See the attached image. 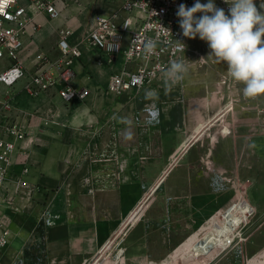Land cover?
Listing matches in <instances>:
<instances>
[{"label": "crops", "instance_id": "obj_1", "mask_svg": "<svg viewBox=\"0 0 264 264\" xmlns=\"http://www.w3.org/2000/svg\"><path fill=\"white\" fill-rule=\"evenodd\" d=\"M121 2L99 0L96 8L110 12ZM38 22V31L26 34L19 53L26 76L10 88L0 84V101L12 108L9 121L26 133L0 188V221L12 234L9 246L0 250V264H104L109 256L130 264L167 258L199 221L187 205H177L178 214L169 209L175 203L171 199L184 198L192 206L200 198L197 184L182 175L199 155V132L211 111L206 86L183 80L166 92L163 73L139 92L113 94L108 84L123 67L122 59L91 48L82 34L70 37L83 50L72 65L73 85L88 90V97L67 103L58 88L31 96L24 89L39 67L37 56L58 59L60 32L69 27L47 14ZM68 22L77 25L78 20ZM146 90L159 94L155 126L146 123L143 109L151 103L144 99ZM21 179L32 190L15 194ZM157 182L163 191L152 190ZM173 213L182 222L173 225L172 237L150 227L148 219L161 221ZM45 214L52 224L44 223Z\"/></svg>", "mask_w": 264, "mask_h": 264}, {"label": "rangeland", "instance_id": "obj_2", "mask_svg": "<svg viewBox=\"0 0 264 264\" xmlns=\"http://www.w3.org/2000/svg\"><path fill=\"white\" fill-rule=\"evenodd\" d=\"M97 2L61 0L62 16L54 22H66L74 31L72 38L84 36L99 12ZM76 18L77 25L68 22ZM209 52L197 36L180 58L189 69L184 81L205 85L211 105L199 132V155L187 163L182 175L197 184L200 198L192 206L184 198L171 199L175 203L169 209L178 214L177 205L183 209L187 205L188 213L199 221L167 258L130 264H264V96L245 98L243 85L228 75L226 64L208 57ZM151 188L164 190L162 182ZM174 213L161 221L148 219L150 227L172 237L173 225L182 222ZM104 259V264L125 262L123 257L119 263L113 256Z\"/></svg>", "mask_w": 264, "mask_h": 264}, {"label": "built area", "instance_id": "obj_3", "mask_svg": "<svg viewBox=\"0 0 264 264\" xmlns=\"http://www.w3.org/2000/svg\"><path fill=\"white\" fill-rule=\"evenodd\" d=\"M60 1L0 0V84L4 87H12L26 76L25 67L19 61V53L25 47L24 37L29 31H38L40 16L47 14L50 20L60 19L63 8ZM195 2L122 0L118 9L95 14L93 26L84 38L86 43L110 58L120 57L123 62V67L110 78L109 92L117 95L139 92L164 73L170 60H179L189 50L191 39L183 37L176 12L180 4L191 7ZM200 2L207 3V0ZM260 2L255 0L258 9ZM214 3L228 14L229 5L224 0H214ZM73 33L70 27L61 30L58 59H52L46 54L37 56L36 65L39 67L30 76L24 89L29 95L37 96L41 92L58 88L59 95L67 103L88 97V90L73 85L75 73L72 65L83 56L81 46L70 42ZM137 36L157 39L158 46L154 55L145 58L142 43H132ZM175 39L186 45L184 53L174 51ZM11 109L8 101H0V188L5 186L11 174L17 142L26 138L21 126L9 121ZM27 172L25 168L24 173ZM22 189L32 190V187L21 179L14 193L18 194ZM8 200L12 203L13 198L9 197ZM44 221L47 225L52 224L49 214H45ZM11 238V231L0 221V250L9 246Z\"/></svg>", "mask_w": 264, "mask_h": 264}, {"label": "clouds", "instance_id": "obj_4", "mask_svg": "<svg viewBox=\"0 0 264 264\" xmlns=\"http://www.w3.org/2000/svg\"><path fill=\"white\" fill-rule=\"evenodd\" d=\"M224 3L229 5L228 14L217 7L214 0H207V3L196 0L191 7L180 4L176 15L182 35L189 39L198 36L205 41L210 49L208 57L214 58L216 63L226 64L228 75L243 85L245 98L264 96V0L259 9L255 0H224ZM197 13L202 15L197 16ZM138 41L142 43L146 59L155 54L157 39L137 36L132 43ZM185 49L186 45L175 39L174 51L184 53ZM188 71L183 59L170 60L164 71L166 92L183 81ZM144 99L151 101L143 109L147 114L146 123L155 126L160 123L159 94L146 90ZM113 119L117 117L113 116ZM130 136L131 132L126 133V137Z\"/></svg>", "mask_w": 264, "mask_h": 264}, {"label": "bare ground", "instance_id": "obj_5", "mask_svg": "<svg viewBox=\"0 0 264 264\" xmlns=\"http://www.w3.org/2000/svg\"><path fill=\"white\" fill-rule=\"evenodd\" d=\"M184 124V123H183ZM180 125V124H179Z\"/></svg>", "mask_w": 264, "mask_h": 264}]
</instances>
